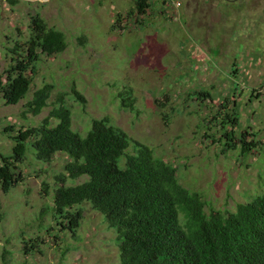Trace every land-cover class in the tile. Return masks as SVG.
Instances as JSON below:
<instances>
[{
	"label": "rangeland",
	"instance_id": "rangeland-1",
	"mask_svg": "<svg viewBox=\"0 0 264 264\" xmlns=\"http://www.w3.org/2000/svg\"><path fill=\"white\" fill-rule=\"evenodd\" d=\"M150 2L143 25L134 26L126 18L133 0H0V72L10 62L7 48L28 37L30 14L39 13L63 31L67 43L60 53L40 55L25 99L6 105L0 95V153L12 147L7 135L13 132L6 127L38 125L62 93L80 135L92 119L107 116L173 164L179 181L199 191L210 206L233 211L264 188V0ZM118 14L125 30L113 28ZM45 82L55 87L49 105L37 115L25 113L24 103ZM124 88L132 89L133 108L120 103L117 94ZM253 88L259 96H251ZM204 89L213 100L195 98L193 92ZM226 99V108L237 102L236 130L257 134L258 148L246 156L238 150L221 153L218 144L203 138L206 120ZM218 127L213 121L210 131ZM127 152H133L132 143ZM68 161L60 152L50 162L39 161L27 145L17 170L24 180L7 193L0 188V264L118 263L115 230L88 202L72 207L82 210L75 235L55 226V175ZM50 226L54 230L47 233ZM30 238L38 246L26 254L22 241Z\"/></svg>",
	"mask_w": 264,
	"mask_h": 264
},
{
	"label": "trees",
	"instance_id": "trees-1",
	"mask_svg": "<svg viewBox=\"0 0 264 264\" xmlns=\"http://www.w3.org/2000/svg\"><path fill=\"white\" fill-rule=\"evenodd\" d=\"M150 7V0H133L126 18L133 19L134 26H141L145 21L141 16ZM30 15L28 37L14 40L7 48L10 62L0 72V95L6 105L26 98L37 74L40 55L60 53L67 45L63 31L49 26L39 13ZM122 19L118 14L113 24L115 30L126 29ZM80 37L86 39L84 35ZM54 88L52 83L45 82L34 89L23 105L24 112L39 114L49 105ZM74 93L82 99L75 89ZM193 93L201 102L213 100L208 90ZM259 94L258 89H252V97ZM167 95H163L166 100ZM117 96L123 107L133 108L131 88H124ZM228 102L226 99L220 110L206 120L203 138L218 144L221 153L238 150L246 156L258 148L257 134L236 130L240 125L237 102L231 100L232 107L226 108ZM50 103L48 114L38 125L5 128V132L13 133L7 135L12 141L11 151L0 153V188L4 193L24 180L17 170L26 158L27 145L42 162H50L58 152L65 153L69 161L64 172L55 175V226L75 235L82 210L72 207L88 202L115 230L117 264H264V188L251 200L238 203L233 211L214 208L199 191L190 190L179 181L173 164L156 156L151 147L132 138L121 127L110 124L109 117L92 119L82 136L72 128L71 110L63 94H57ZM213 121L219 125L215 132L210 131ZM130 143L132 153L127 152ZM83 175L86 180L66 184L68 179ZM51 230L53 226L47 233ZM36 242L37 239H23L24 252L33 253Z\"/></svg>",
	"mask_w": 264,
	"mask_h": 264
},
{
	"label": "built area",
	"instance_id": "built-area-1",
	"mask_svg": "<svg viewBox=\"0 0 264 264\" xmlns=\"http://www.w3.org/2000/svg\"><path fill=\"white\" fill-rule=\"evenodd\" d=\"M172 3H173L174 5H176V6L180 5V2H179V1H176V2H173V1H172Z\"/></svg>",
	"mask_w": 264,
	"mask_h": 264
}]
</instances>
